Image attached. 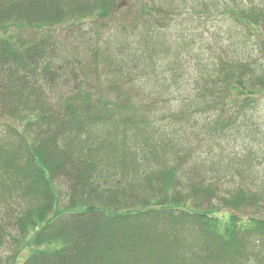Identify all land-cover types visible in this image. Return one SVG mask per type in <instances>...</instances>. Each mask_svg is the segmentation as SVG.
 <instances>
[{
  "label": "trees",
  "instance_id": "trees-1",
  "mask_svg": "<svg viewBox=\"0 0 264 264\" xmlns=\"http://www.w3.org/2000/svg\"><path fill=\"white\" fill-rule=\"evenodd\" d=\"M123 1L0 0V264H17L25 249L22 264H264L262 205L248 184L234 183L244 176L250 153L226 154L221 147L220 130H231L233 122L221 119L223 110L212 121L208 136L215 148L187 167L194 177L183 186L178 174L199 146H170L173 137L148 125L133 98L157 71L165 90L167 83L181 86L180 63L168 52L163 56V42L145 40L143 47L153 52L125 59L98 54L103 69L95 65V82L103 79L104 86L88 92L77 81L60 104H51L53 86L67 70L60 29L110 21ZM162 1L133 3V23L152 19L165 26L155 17L167 16ZM262 6L225 12L264 50ZM29 28L40 35L23 38ZM220 59L196 80V108L243 109L264 94V69ZM169 146L174 157L163 161L158 150ZM223 182L232 186L225 189ZM11 240L17 253L3 257Z\"/></svg>",
  "mask_w": 264,
  "mask_h": 264
},
{
  "label": "rangeland",
  "instance_id": "rangeland-1",
  "mask_svg": "<svg viewBox=\"0 0 264 264\" xmlns=\"http://www.w3.org/2000/svg\"><path fill=\"white\" fill-rule=\"evenodd\" d=\"M136 1H123L120 11L110 21L96 22L89 19L85 24L60 29L61 43L67 55V59H62L61 63H65L67 70L60 73L56 87L53 86L51 104H60L64 94L67 96L71 94L72 89L77 88V81L82 84L83 90L88 92L94 87L104 86L103 79L95 82L97 75L95 65L99 70L103 69L98 54H106L110 59H117L121 55L119 57L125 59L136 52L140 55L153 52L150 47H143L145 40L148 44L153 41L159 44L163 42L164 45L159 50L163 56L166 57L164 53L168 52L172 63L175 61L180 63L181 86L180 83L171 82L166 84L168 90H165L164 86L157 84L161 82L156 78L160 73L157 71L151 77L146 89L141 92L135 91L133 98L142 105V112L147 116L148 125L161 127L164 137H173V144L170 146L177 144L181 145L180 149L190 151L199 146V155H196L194 160L188 161L184 171L179 172L177 179H180V183L185 186L186 182L194 177L187 175V167L192 168L201 163L205 157L201 156L211 148H215L213 138L208 136V128L213 125V120L217 121V116L223 110L221 119L233 122L231 130H220L223 151L237 156L243 154L248 156L250 153V161L242 169L244 176H235L234 183L250 186V192L259 197L262 205L260 216H264V94L243 109L238 106L227 109L205 106L196 108L201 105L200 99L197 98L201 93L197 89L196 80L221 64L220 58H236L251 69H264V50L256 47V35L251 32L249 34L229 12H225L226 9H235L238 5L248 8L255 5L263 7L264 0H163V9L167 16L156 13L155 17L162 18L160 23H164L165 26L150 24L156 23L152 19L143 20L141 25L133 23L134 14L130 15L131 11L128 9L133 3L136 5ZM181 1L186 4H182ZM171 10L176 13L168 15ZM38 32L30 28L24 29L22 36L35 38L40 35ZM156 54L154 52L147 55L156 56ZM68 61L71 62L72 68L76 69V80L69 71ZM165 63L168 62L165 60ZM46 90L49 92L51 88L46 87ZM175 115L179 116L176 120L172 118ZM2 125L3 122L0 121V126L3 128ZM171 131H176V135L173 136ZM170 146L166 150H158L163 161H168V157H174ZM192 152L194 154V151ZM199 169L200 166L197 171ZM223 185L225 189L232 186L228 182H223ZM0 201H3L2 197ZM251 212L247 211L245 215L252 216ZM13 229L15 227H12V231ZM17 250V244L11 240L1 251V255L13 258ZM28 254L29 249H25L17 258V264H22Z\"/></svg>",
  "mask_w": 264,
  "mask_h": 264
}]
</instances>
